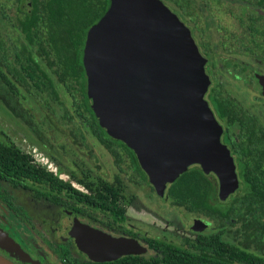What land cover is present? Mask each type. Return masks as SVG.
I'll list each match as a JSON object with an SVG mask.
<instances>
[{"label": "flooded vegetation", "instance_id": "obj_1", "mask_svg": "<svg viewBox=\"0 0 264 264\" xmlns=\"http://www.w3.org/2000/svg\"><path fill=\"white\" fill-rule=\"evenodd\" d=\"M191 1L193 8L189 15H184L178 9L189 19L190 24L179 16V12H174L190 29L205 59L204 69L209 85L204 97L222 127L221 141L235 159L233 146L239 142V137L246 138L251 130L257 144L264 145V0ZM229 3H237V10L227 8ZM220 4L226 10L222 11V24L214 10ZM204 10L205 27L200 26L204 20ZM206 34L208 37L205 40ZM243 90L251 95L250 100ZM54 120L65 129L71 144L83 151L97 167L100 155L96 150L100 148L114 173L110 179L102 180L96 186L85 182L82 187L73 184L72 176L63 178L47 168L53 177L64 184L55 185L51 181L49 186L44 183L30 185L32 182L25 180L24 185H13L9 181L0 180V229L11 237L31 261L4 245L0 248V255L14 264H43L37 258L39 253L31 251L33 245L25 242L28 235L20 225L23 215L31 222V229L36 234L38 230L48 242L41 240L46 244L45 250L48 252L49 230L56 233L58 229L53 225L60 226L61 220H66L69 226L66 231L68 238L61 236L54 245L66 264H72L69 257L80 264H212L211 239L217 237L227 241L223 235L231 236L229 224L221 226L208 218L204 209L194 208L196 205L189 202L188 196L173 194V188L168 184L163 194H159L149 182L133 149L123 141L111 136L109 139H100L83 122L81 128L85 138H73L67 126ZM25 126L37 138L36 133ZM39 130L45 139L39 141L48 145V137L40 127ZM24 154L36 165L44 167L37 164L31 155ZM208 174L214 175L212 172ZM123 179L128 186L123 185ZM11 189L28 191L36 201H47L49 207L42 208L44 213H31ZM203 189L216 191L218 197V180L216 186ZM2 192H7L8 196ZM233 194L225 200L218 199L225 202ZM92 236L105 239V242L97 245L99 251L109 249L111 246L108 242L111 241L108 240H113L115 244L111 249L119 250V256L91 259L84 242ZM35 248L40 247L37 245Z\"/></svg>", "mask_w": 264, "mask_h": 264}, {"label": "water", "instance_id": "obj_2", "mask_svg": "<svg viewBox=\"0 0 264 264\" xmlns=\"http://www.w3.org/2000/svg\"><path fill=\"white\" fill-rule=\"evenodd\" d=\"M82 60L97 122L133 149L159 194L194 164L214 173L220 200L237 189L233 157L204 97L205 59L188 26L162 0H110L87 31ZM0 242L31 261L1 229ZM100 242L105 239H85L91 259L119 256L111 247L99 251ZM0 264L14 263L0 255Z\"/></svg>", "mask_w": 264, "mask_h": 264}, {"label": "trees", "instance_id": "obj_3", "mask_svg": "<svg viewBox=\"0 0 264 264\" xmlns=\"http://www.w3.org/2000/svg\"><path fill=\"white\" fill-rule=\"evenodd\" d=\"M14 2L22 12L18 18L20 35L14 37V61L7 59L0 26V59L4 67L0 69L1 104L35 132L40 141L45 139L33 115L20 101L19 87L32 95L51 117L67 126L71 137L85 138L83 122L96 137L111 138L97 122L89 104L82 60L87 31L108 9L110 0ZM169 2L184 15H189L193 8L191 0ZM56 81L71 97L74 113L60 98ZM255 140L251 130L233 146L239 183L225 202L218 199L216 191L203 189L216 186L217 179L195 164L168 184L173 194L188 196L189 202L195 203L194 208L204 209L208 218L221 226L230 225L232 241L211 239L212 264H264V145L259 146ZM0 180L13 185H24L25 180L31 181L30 185L49 186L51 181L64 184L49 170L33 163L28 155L1 141ZM1 194L8 196L7 192ZM69 260L80 264L71 257Z\"/></svg>", "mask_w": 264, "mask_h": 264}, {"label": "rangeland", "instance_id": "obj_4", "mask_svg": "<svg viewBox=\"0 0 264 264\" xmlns=\"http://www.w3.org/2000/svg\"><path fill=\"white\" fill-rule=\"evenodd\" d=\"M169 8L174 10L178 14V9H174L173 5L169 2V0H162ZM199 3H203V0H195ZM230 6H226L229 9L237 10V3H229ZM217 9L214 8L216 12V16L222 24V11H226L224 5L220 4ZM22 15V12L17 10V6L14 0H0V26L2 28L3 34V42L7 51V59L10 61H14V37L16 35H20L18 29V18ZM179 16H181L184 20L189 23V19L183 16L179 12ZM202 18L204 19L201 22L200 26L205 27V19L206 13L203 11ZM216 18V20H217ZM190 24V23H189ZM188 24V25H189ZM226 24V22H225ZM194 29V28H193ZM194 31V30H193ZM196 37H198V33H196ZM207 34L206 38L207 39ZM202 40V38H201ZM0 69L4 70L2 61L0 59ZM56 86L60 95V98L64 101L65 105L74 113V106L72 103V99L69 94L65 91L61 84L56 81ZM244 94H248V92L243 90ZM18 95L21 103L27 108L33 115L34 120L38 124V126L42 129L45 135L49 139V144L44 145L27 129V127L18 119L14 118L1 104L0 102V140L5 143L13 144L15 147L31 155L35 162L39 165L44 166L45 168L57 173L59 176L63 178H67L68 176H72L71 180L75 186L82 187L85 182H90L93 185H98L100 181L110 179L112 174L114 173V169L110 166L108 159L104 156V153L100 148H97V153L100 155L99 158V167L87 158L83 151L75 148L71 142L68 140L67 132L63 127L58 125L54 119L46 113L43 107L39 104V102L30 95L24 88H18ZM248 100H250L251 95L248 94ZM84 126V125H83ZM88 137H91L88 134ZM73 173V174H71ZM123 185H127L125 179L122 181ZM13 194L15 193L18 196L19 201H23L25 203V207L31 212H40L42 208L49 207V203L47 201H36L32 194L28 191L23 190H13L11 189ZM61 211V210H60ZM62 213V212H60ZM62 215V214H61ZM63 216V215H62ZM176 217V216H175ZM21 228L26 236L25 242L27 244H31V251L38 252L37 258L43 261V264H66L58 251L54 249V245L58 243L59 238L63 236L65 239L68 238L66 233L69 226L66 224V220H61L62 225L57 226L53 225L55 229L58 231L53 233L49 230V252L45 250L46 244H44L41 240L43 239L45 243H48L44 237L37 230V234L32 230L33 227L31 222L24 218L21 215ZM46 218V215H44ZM178 218V216H177ZM191 219V217H189ZM64 225V226H63ZM37 226L39 227L38 223ZM32 228V229H31ZM61 230H60V229ZM215 230V229H213ZM1 231L5 234L6 232L1 229ZM62 234H60L59 233ZM8 236V235H7ZM9 237V236H8ZM11 239V237H9ZM223 239L227 241H232L231 236L223 235ZM43 243V244H42ZM39 245V249L35 248ZM3 244L0 242V248H3Z\"/></svg>", "mask_w": 264, "mask_h": 264}]
</instances>
